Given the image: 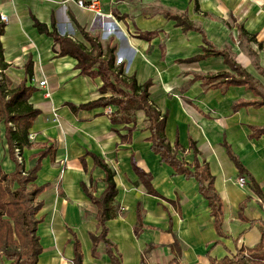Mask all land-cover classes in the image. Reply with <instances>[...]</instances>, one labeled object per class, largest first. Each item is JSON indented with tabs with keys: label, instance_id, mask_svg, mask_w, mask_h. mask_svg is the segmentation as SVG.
Instances as JSON below:
<instances>
[{
	"label": "crops",
	"instance_id": "crops-1",
	"mask_svg": "<svg viewBox=\"0 0 264 264\" xmlns=\"http://www.w3.org/2000/svg\"><path fill=\"white\" fill-rule=\"evenodd\" d=\"M100 8L103 15L96 16L74 0H0V12L7 16L0 35L9 64L6 76L13 83L20 82L25 76V62L29 58L33 62L36 90L29 102L40 113L29 129L33 135L30 146L22 151L25 168L30 167L32 154L45 146L54 148L53 158L48 155L42 159L35 180L37 185L50 184L38 197L43 199V207L37 216L43 220L36 231L42 247L36 264H73L75 239L80 244L82 264H113L101 248L98 256L91 252L96 206L81 183L96 197L105 184L104 171L94 165L86 151L114 171L116 216L106 225L107 238L121 264H141L142 258L145 264H208L209 256L220 259L242 245L254 246L260 240L264 207L246 183L238 184L240 176L224 142L264 193V135L249 137L250 126L264 127V105L233 110L239 100L260 97L242 85L210 86L194 78L232 71L222 56L185 61L203 52L202 34L193 29L183 31L164 12L184 16L200 28L210 44L230 54L264 94V0H100ZM33 17L49 30L54 28L59 35L86 47L90 45L82 30L98 35L104 46L110 40L115 46L116 64H124L125 75H134L139 84L151 81L149 99L161 113H167L165 136L171 144L177 139L184 148L178 157L192 162L189 144L193 141L198 159L207 163L214 177L223 203V236L215 230L196 180L176 174L151 150L148 121L142 111L134 115L136 129L131 142L122 143L114 129L126 133L124 123L112 124L107 108L73 111L66 105L102 96L98 90L102 80L81 75L75 58L59 55V45L51 36L38 32ZM238 25L254 34L255 41L239 38ZM145 32L157 33L150 39L140 37ZM42 79L46 80L44 87L38 84ZM6 147L0 146V164L5 172H12L15 164ZM132 162L151 175V186L159 196L148 193ZM247 197L241 210L243 220L239 208ZM4 258L0 257V264ZM8 263L5 260L4 264Z\"/></svg>",
	"mask_w": 264,
	"mask_h": 264
},
{
	"label": "trees",
	"instance_id": "trees-1",
	"mask_svg": "<svg viewBox=\"0 0 264 264\" xmlns=\"http://www.w3.org/2000/svg\"><path fill=\"white\" fill-rule=\"evenodd\" d=\"M168 19L175 20L176 26H180L183 31L197 30L202 34V53L185 61H196L209 56H222L224 62L232 72H218L209 75H195L194 78L201 79L202 83L214 86L223 84L225 88L229 85H242L249 89L259 100L235 102L233 110L242 106L264 105V94L258 89L254 78L238 64L225 50H218L210 44L205 34L200 28L195 27L186 17L164 12ZM33 25L40 33L51 36L59 45V55H69L77 60L76 68L81 75L99 77L102 85L99 92L102 94L96 100L75 105L66 103L71 110L91 109L94 107L107 108L112 124L124 123L122 134L117 129L122 143H130L132 133L136 129L135 113L142 111L148 121L147 129L150 135L147 138L151 143V150L160 157V162L170 166L176 174H182L186 178H193L198 184V192L205 198L210 208V214L214 218V227L219 236H223V203L214 187V177L210 173L206 162L198 159V150L193 141L189 148L193 152L191 163L178 157V151L184 150L183 146L176 139L171 144L165 136V125L167 113H161L154 103L149 99V87L151 81L147 80L139 84L134 75L127 76L124 73V64H116L115 46L109 40L105 46L99 41L98 35H91L82 30L84 39L90 47H86L82 42L72 40L67 36L59 35L53 28L49 30L45 23L33 17ZM5 24L0 21V35L4 32ZM239 38L247 41H255V35L249 34L242 25L237 26ZM157 32L140 33V37L150 39ZM261 48V44H259ZM4 49L0 42V146L6 144V151L10 160L15 164L12 172H5L0 164V256L10 261L9 264H36L42 247L36 233L38 224L43 220L42 216H37L43 207V199L38 198L50 185L45 183L37 185L35 183L36 174L41 167L44 157L51 155L53 158V145L45 146L42 150L30 156L31 165L25 168L22 159L24 147L30 146L29 129L40 110L35 108L29 98L36 88L32 84L33 62L29 58L24 65L25 76L18 82L13 83L6 76L5 70L9 64L4 59ZM253 56H256L252 52ZM258 66V65H257ZM258 68H260L258 66ZM264 75V68L261 69ZM110 91L112 94H103ZM111 107L115 109L111 110ZM133 126H127L128 123ZM249 137L259 138L264 135V127L250 126ZM229 158L235 164L238 175L244 178L245 183L254 195L259 198L260 205L264 207V193L254 177L243 166L240 160L231 150V147L224 142ZM16 149L18 150L16 152ZM85 155L93 159L94 165L104 171L105 188L100 196H94L85 183H81L82 190L96 206V232L90 234L92 240V255H100L98 248L107 253L113 264H121L119 257L115 256L113 245L107 238L108 227L106 222L116 216L114 197L117 193L114 181V171L97 155L86 151ZM21 157V161L18 159ZM84 164V156L81 157ZM134 171L139 179L145 184L148 193L159 196L151 186V175L140 169L135 162ZM91 182V180H90ZM247 197L239 208V216L245 219L241 213L243 205L248 201ZM138 214V222L140 223ZM252 222L254 220H251ZM260 240L252 247L240 246L233 253H226L220 259L209 256L208 264H264V223L260 222ZM137 231V228L135 229ZM219 243V242H216ZM151 246L148 247V250ZM73 264H82V253L78 240L74 241ZM180 250L177 249V254ZM174 261L176 259L174 258ZM141 264H145L142 258Z\"/></svg>",
	"mask_w": 264,
	"mask_h": 264
},
{
	"label": "built area",
	"instance_id": "built-area-1",
	"mask_svg": "<svg viewBox=\"0 0 264 264\" xmlns=\"http://www.w3.org/2000/svg\"><path fill=\"white\" fill-rule=\"evenodd\" d=\"M74 2L81 8L83 9H87L89 11H92L96 16H102L103 13L101 11L100 8V0H74ZM0 21L1 22H7V16L4 15L3 13L0 12ZM39 86L40 87H44L46 86V80L42 79L39 81ZM46 95L48 96L49 93H46ZM33 138L32 134H29V139L31 140ZM18 150L16 149V152ZM18 159L21 161V157L18 156ZM238 184L240 186H244L245 185V180L244 178L240 177L238 179Z\"/></svg>",
	"mask_w": 264,
	"mask_h": 264
},
{
	"label": "rangeland",
	"instance_id": "rangeland-1",
	"mask_svg": "<svg viewBox=\"0 0 264 264\" xmlns=\"http://www.w3.org/2000/svg\"><path fill=\"white\" fill-rule=\"evenodd\" d=\"M0 257H2V256H0ZM2 258H4V257H2ZM5 260H7L6 258H4V262H1L2 264H4L5 263ZM9 264V263H8Z\"/></svg>",
	"mask_w": 264,
	"mask_h": 264
}]
</instances>
